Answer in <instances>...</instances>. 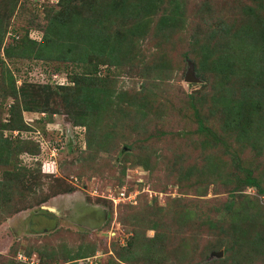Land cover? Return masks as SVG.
Instances as JSON below:
<instances>
[{
	"label": "rangeland",
	"instance_id": "374dc122",
	"mask_svg": "<svg viewBox=\"0 0 264 264\" xmlns=\"http://www.w3.org/2000/svg\"><path fill=\"white\" fill-rule=\"evenodd\" d=\"M263 43L264 0H0V264H264Z\"/></svg>",
	"mask_w": 264,
	"mask_h": 264
},
{
	"label": "built area",
	"instance_id": "2783aa9c",
	"mask_svg": "<svg viewBox=\"0 0 264 264\" xmlns=\"http://www.w3.org/2000/svg\"><path fill=\"white\" fill-rule=\"evenodd\" d=\"M124 197H125V193H122L121 195H118L117 197L114 198V202L118 203V202L122 201L124 199ZM87 261H89V259ZM90 264H98V262L90 263Z\"/></svg>",
	"mask_w": 264,
	"mask_h": 264
},
{
	"label": "trees",
	"instance_id": "16d2710c",
	"mask_svg": "<svg viewBox=\"0 0 264 264\" xmlns=\"http://www.w3.org/2000/svg\"><path fill=\"white\" fill-rule=\"evenodd\" d=\"M124 1V0H123ZM104 41H107V38H105V40ZM106 45H108V44H106ZM263 45V47H264V43L262 44ZM74 80H71L69 83H72ZM78 82V81H77ZM76 84V83H75ZM80 83H78L77 85H79ZM61 87V86H60ZM65 87H67V86H65ZM47 172H44L43 174H46ZM53 173V172H52Z\"/></svg>",
	"mask_w": 264,
	"mask_h": 264
},
{
	"label": "water",
	"instance_id": "95a60500",
	"mask_svg": "<svg viewBox=\"0 0 264 264\" xmlns=\"http://www.w3.org/2000/svg\"><path fill=\"white\" fill-rule=\"evenodd\" d=\"M187 81L189 82V81H192V79H191V77H190V74L188 75V77H187Z\"/></svg>",
	"mask_w": 264,
	"mask_h": 264
},
{
	"label": "flooded vegetation",
	"instance_id": "af4514ba",
	"mask_svg": "<svg viewBox=\"0 0 264 264\" xmlns=\"http://www.w3.org/2000/svg\"><path fill=\"white\" fill-rule=\"evenodd\" d=\"M47 218H49V217H47Z\"/></svg>",
	"mask_w": 264,
	"mask_h": 264
}]
</instances>
